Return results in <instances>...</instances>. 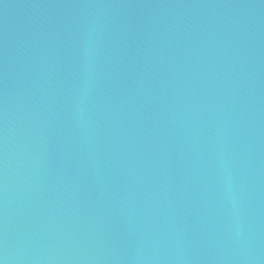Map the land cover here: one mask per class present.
<instances>
[{
    "label": "water",
    "instance_id": "water-1",
    "mask_svg": "<svg viewBox=\"0 0 264 264\" xmlns=\"http://www.w3.org/2000/svg\"><path fill=\"white\" fill-rule=\"evenodd\" d=\"M0 264H264V0H0Z\"/></svg>",
    "mask_w": 264,
    "mask_h": 264
}]
</instances>
